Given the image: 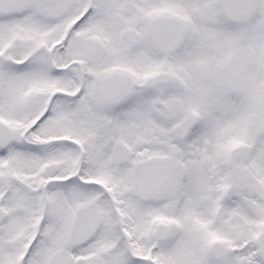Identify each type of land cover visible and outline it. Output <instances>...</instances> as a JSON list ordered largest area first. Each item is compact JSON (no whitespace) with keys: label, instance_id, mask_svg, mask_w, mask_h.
<instances>
[{"label":"snow or ice","instance_id":"1","mask_svg":"<svg viewBox=\"0 0 264 264\" xmlns=\"http://www.w3.org/2000/svg\"><path fill=\"white\" fill-rule=\"evenodd\" d=\"M0 264H264V0H0Z\"/></svg>","mask_w":264,"mask_h":264}]
</instances>
